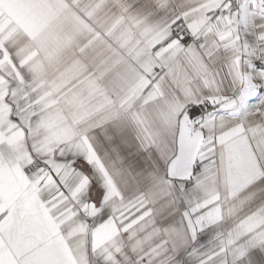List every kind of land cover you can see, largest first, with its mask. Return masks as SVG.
<instances>
[{
  "label": "snow or ice",
  "instance_id": "1",
  "mask_svg": "<svg viewBox=\"0 0 264 264\" xmlns=\"http://www.w3.org/2000/svg\"><path fill=\"white\" fill-rule=\"evenodd\" d=\"M0 264H264V0H0Z\"/></svg>",
  "mask_w": 264,
  "mask_h": 264
}]
</instances>
